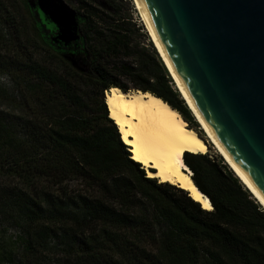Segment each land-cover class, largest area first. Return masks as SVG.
Listing matches in <instances>:
<instances>
[{"label":"trees","instance_id":"1","mask_svg":"<svg viewBox=\"0 0 264 264\" xmlns=\"http://www.w3.org/2000/svg\"><path fill=\"white\" fill-rule=\"evenodd\" d=\"M30 1L0 0V40L11 39L30 73L23 78L15 61L0 58L15 69L29 111H0V213L15 216L25 233L16 263L40 264L52 241L66 264H264V210L232 170L184 154L212 206L203 210L184 190L148 178L108 118L106 92L140 91L204 137L126 0H75L79 39L66 46ZM37 51L45 56L32 61ZM71 181L94 194L71 196Z\"/></svg>","mask_w":264,"mask_h":264},{"label":"water","instance_id":"2","mask_svg":"<svg viewBox=\"0 0 264 264\" xmlns=\"http://www.w3.org/2000/svg\"><path fill=\"white\" fill-rule=\"evenodd\" d=\"M132 2L186 107L264 210V0ZM29 5L55 42L79 39L64 0Z\"/></svg>","mask_w":264,"mask_h":264},{"label":"bare ground","instance_id":"3","mask_svg":"<svg viewBox=\"0 0 264 264\" xmlns=\"http://www.w3.org/2000/svg\"><path fill=\"white\" fill-rule=\"evenodd\" d=\"M104 101L108 118L117 127L130 159L141 166L147 177L184 190L203 210L211 211L208 198L195 187L183 162L185 153L206 155L208 143L221 156L205 132L208 142L176 110L149 93L113 88L106 92Z\"/></svg>","mask_w":264,"mask_h":264},{"label":"rangeland","instance_id":"4","mask_svg":"<svg viewBox=\"0 0 264 264\" xmlns=\"http://www.w3.org/2000/svg\"><path fill=\"white\" fill-rule=\"evenodd\" d=\"M64 1L66 3L68 2L67 0H64ZM74 1L75 0H71V2H69L71 4V5L69 4V6H71L72 8L75 6ZM126 7L129 8L130 17L133 19V21L137 25H140L143 27L132 0H126ZM19 9H20L19 13L17 11H15V13H17L18 15H22L25 20L26 17L24 15V11H22L21 8ZM2 12H5V11H1V13ZM1 28H2V31H4V28L3 27ZM143 34H145V39H142L143 43L145 45L151 44L153 46L145 29L143 30ZM9 41H11V39ZM9 41L4 43V42H1L0 40V58L4 57V59L8 61L10 60L15 61L16 65L19 66L17 71L20 73L21 77L25 78L26 76L27 78H29L30 73L28 72V69L24 67V64L22 63L23 58L14 57L15 55L13 54H16V52L13 51L14 43H9ZM27 55H29L28 52H27ZM44 56L45 54L43 53V51H37L35 53L33 52L32 61L38 62L40 58ZM31 63H32L31 61L27 60V64H31ZM14 70L15 69L7 66L6 62L0 61V89H4L8 95L5 98L3 97L2 94H0V111H5L7 113L8 118L17 117L18 115H24L25 112L29 114V111L27 107L25 106V104L24 105L20 104L21 98H19L18 93L22 92V88L20 89L19 87L15 86L13 83V80H12L13 78L11 75L14 76V73H15ZM172 86L175 88L174 84ZM14 89H16L17 91H15ZM198 130L200 131L202 135H204L203 139L207 140V138H205L206 136L203 130L200 127ZM208 145H209L208 152L205 156L210 159H214L218 162L222 161L223 164H225L230 169L228 164L217 153L215 148L209 143ZM32 190L35 191L34 189ZM67 190H68L67 193L70 194L71 196L77 195V194L89 196V195L94 194V192L91 189H89L86 185H84L83 182H80V181H71L67 183ZM23 239H25V233L23 231V228L19 225V221L17 220V218L15 216H9L5 213H0V264H17L16 263L17 259L18 258L22 259ZM56 247L57 246L52 241H50L49 249L42 252V255L39 258L41 262L39 261V263L40 264H66V261L64 260L63 252H61L60 249H56Z\"/></svg>","mask_w":264,"mask_h":264},{"label":"clouds","instance_id":"5","mask_svg":"<svg viewBox=\"0 0 264 264\" xmlns=\"http://www.w3.org/2000/svg\"><path fill=\"white\" fill-rule=\"evenodd\" d=\"M127 147V146H126ZM191 173V172H190ZM190 176H191V174H190ZM156 181H158L157 179H155Z\"/></svg>","mask_w":264,"mask_h":264}]
</instances>
